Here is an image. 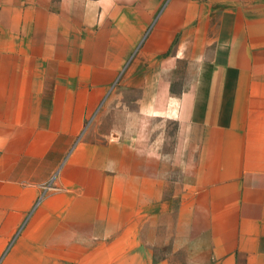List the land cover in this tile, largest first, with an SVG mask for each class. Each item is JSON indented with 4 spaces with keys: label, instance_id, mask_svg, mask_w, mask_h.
Returning <instances> with one entry per match:
<instances>
[{
    "label": "crops",
    "instance_id": "0c3cea01",
    "mask_svg": "<svg viewBox=\"0 0 264 264\" xmlns=\"http://www.w3.org/2000/svg\"><path fill=\"white\" fill-rule=\"evenodd\" d=\"M157 212L264 264V0H0V264H178Z\"/></svg>",
    "mask_w": 264,
    "mask_h": 264
},
{
    "label": "rangeland",
    "instance_id": "374dc122",
    "mask_svg": "<svg viewBox=\"0 0 264 264\" xmlns=\"http://www.w3.org/2000/svg\"><path fill=\"white\" fill-rule=\"evenodd\" d=\"M161 7L162 5H159L158 11L161 9ZM147 15H150L152 18L151 19L145 18ZM156 15L157 13L151 14L149 12V8L147 5H143V9H142L143 18L139 21L142 30V36L149 28ZM124 26L127 30V34L136 33L137 28H139L138 24L129 23V21H127ZM130 55H132V52ZM89 123L90 121L87 122V124L85 125V129H83V132L86 130ZM169 127L170 130L173 129L172 124H169ZM159 168L161 169L162 173L167 177V181H165L164 196H163V200H166L170 198V194L172 193L173 189L174 191L180 193L183 183L187 182V175H184L179 170L178 166L171 165L167 161L163 162ZM52 182L53 180H51L48 187L51 186ZM152 214L154 215L153 220L156 221L157 224L152 228L149 227L146 229L145 238L149 242L153 243L152 247L156 257H163L166 256L167 254V256L172 258V260L175 261L176 263L185 264L188 261L190 255L193 253L194 250L193 247H195V244L193 242L187 243V240H193L196 243V245L198 240L196 236L192 235L193 233L185 227V223H183L182 221V217H183L182 213H173V214L170 213L171 215L169 217H167V213L165 212H157ZM167 220H169V222H172V224H174L175 227H172L171 226L172 224L169 222L168 223L171 225L170 226L166 225ZM201 240L202 239H200V241ZM203 241L206 240L203 239L202 242ZM172 243L174 245L173 247L170 246V244Z\"/></svg>",
    "mask_w": 264,
    "mask_h": 264
},
{
    "label": "water",
    "instance_id": "95a60500",
    "mask_svg": "<svg viewBox=\"0 0 264 264\" xmlns=\"http://www.w3.org/2000/svg\"><path fill=\"white\" fill-rule=\"evenodd\" d=\"M159 12H160V11H159ZM151 25H152V24H151ZM151 25H150V27H151ZM150 27L148 28V30L150 29ZM148 30H147V31H148ZM147 31H146L145 34L143 35L142 39H143L144 36L146 35ZM141 41H142V40H141ZM141 41H140L139 44L137 45L136 49H137L138 46L140 45ZM136 49H135V50H136ZM132 54H133V53H132ZM131 56H132V55H131ZM131 56H130V58H131ZM130 58H129V59H130ZM129 59H128V61H129ZM128 61H127V62H128ZM126 64H127V63H126ZM123 69H124V68H123ZM73 146H74V145H73ZM73 146H72V148H73ZM72 148H71V149H72ZM71 149H70V150H71ZM69 152H70V151H69ZM69 152H68V153H69ZM66 156H67V155H66ZM65 158H66V157H65ZM64 160H65V159H64ZM64 160L62 161V163L64 162ZM62 163H61V164H62ZM60 166H61V165H60ZM60 166L58 167L57 171H56V172L54 173V175L52 176L51 180L53 179V177L55 176V174L58 172ZM38 201H39V200H38ZM38 201H37V203H38ZM37 203H36V204H37Z\"/></svg>",
    "mask_w": 264,
    "mask_h": 264
}]
</instances>
